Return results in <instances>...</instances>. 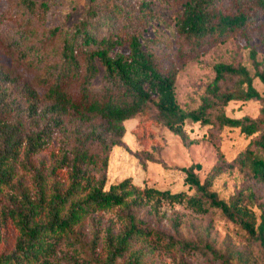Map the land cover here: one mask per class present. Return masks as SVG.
<instances>
[{"label":"trees","instance_id":"obj_1","mask_svg":"<svg viewBox=\"0 0 264 264\" xmlns=\"http://www.w3.org/2000/svg\"><path fill=\"white\" fill-rule=\"evenodd\" d=\"M14 1L20 17L10 16L9 30L0 31V264H58L60 240L78 244L74 251L83 255L70 264H148L135 248L148 241H163L189 258L203 252L220 264H239L210 246L175 241L137 218L144 205L157 211L162 203L199 214L219 212L264 255V211L258 218L252 192L219 198L212 190L217 167L203 182L195 172L199 165L181 169L191 194L137 186L131 178L106 187L109 152L121 144L124 122L146 115L183 141L186 122L237 130L248 144L230 162L264 185V98L253 85L254 78L264 85V72L258 71L255 49L250 48L254 76L242 65L216 64L196 109H182L175 94L178 72L207 48L232 36L249 47L248 27L264 16V0H172L179 7L177 48L168 69L147 48L153 42L145 37L148 25L159 19L151 1L140 0L129 10L110 4L122 25L101 35L91 28L105 0H87L86 12L67 30L46 28V2ZM118 48L127 53L115 52ZM254 100L262 102L256 118L224 113L231 102ZM102 212H115L120 229L108 227L101 237L93 222L86 242L85 225Z\"/></svg>","mask_w":264,"mask_h":264},{"label":"rangeland","instance_id":"obj_2","mask_svg":"<svg viewBox=\"0 0 264 264\" xmlns=\"http://www.w3.org/2000/svg\"><path fill=\"white\" fill-rule=\"evenodd\" d=\"M46 2L49 10L46 15V28L60 26L70 29L86 12L87 0H36ZM99 1V0H98ZM140 0H105L100 16L94 22L91 30L96 35L105 33L107 28H119L122 24L110 4H119L124 9H132ZM155 4L159 19L148 25L145 37L153 39L147 48L153 52L156 59L168 69L173 64V56L177 45L174 41V18L179 10L170 3ZM104 3V2H103ZM6 8H8L6 10ZM0 31H8L14 18L20 17L19 8L14 0H0ZM249 47L244 46L240 36H232L226 42L206 49L197 60L189 62L181 69L175 79V94L180 107L186 111L194 110L202 103L208 94V86L215 76L214 66L218 63L242 65L254 76L255 67L250 58V48L256 51L258 71L264 72V16L258 15L248 27ZM115 52L127 53V48L115 49ZM1 56V55H0ZM236 80L221 83V88L231 86ZM99 85V79L95 82ZM255 89L264 98V85L254 78ZM262 108L261 101L231 102L224 109L226 116L256 118ZM125 133L119 146L109 152V164L106 175V187L117 184L126 178H131L137 186H147L171 192L188 190L184 185L182 168L199 165L195 170L200 181H204L214 168L220 172L213 181L212 190L219 198L229 199L239 192L254 195L253 209L259 218L264 211V185L251 179L238 166L231 163L237 153L243 150L248 140L240 136L237 130H221L216 126H203L186 122L184 131L186 141L173 134L162 124L157 123L153 115L140 116L124 122ZM137 218L148 224L149 228L164 233L175 241L193 243L199 247L210 246L234 263L264 264V255L257 244L248 243L245 235L237 227L226 221L219 212L210 211L199 214L184 205L162 203L157 211L152 210V204H146L137 211ZM94 219V220H93ZM100 226L102 233L110 227L114 233L120 229V222L115 212L94 213L83 229L82 238L91 240L92 223ZM259 222V219L257 220ZM88 244V243H87ZM87 246V245H86ZM78 244H68L64 240L56 243L57 263L70 264L71 259L81 261L82 254L74 251ZM136 249L142 250L148 264H220L209 255L191 254L190 258L178 250L167 247L163 241H148L136 244Z\"/></svg>","mask_w":264,"mask_h":264}]
</instances>
